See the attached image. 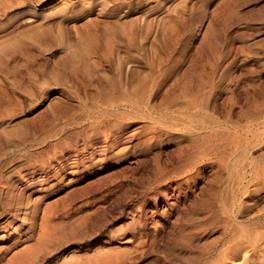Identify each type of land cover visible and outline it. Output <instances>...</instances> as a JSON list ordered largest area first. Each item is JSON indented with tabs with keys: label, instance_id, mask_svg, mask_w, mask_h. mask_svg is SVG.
<instances>
[{
	"label": "rangeland",
	"instance_id": "obj_1",
	"mask_svg": "<svg viewBox=\"0 0 264 264\" xmlns=\"http://www.w3.org/2000/svg\"><path fill=\"white\" fill-rule=\"evenodd\" d=\"M67 1H69V7L77 8L75 11H78L79 8L84 11L80 9V12L76 11L75 14L78 18L71 24L77 23L80 25L85 20L87 21L89 16L99 20L100 31L98 30L96 40L89 43L90 49L99 48L103 52L104 49L107 50L114 45L109 41L114 31L133 29L136 32L134 33L135 41L133 43L143 42L142 44L149 50L152 43L155 42L152 40L154 39L153 31H156L157 26L159 28L162 26L164 30L159 31L158 35L156 34L158 41L153 46L157 48L161 46L159 47L161 49L162 47L166 48L165 35L175 41L177 40L180 50L185 51L184 56H186V61L180 65L182 67L181 73L189 71L193 67V62L199 57L197 56L199 51H201L203 59L207 57L206 51L209 45L204 34L209 22L214 21L215 27H220V29L218 28L219 30L216 33L218 40L212 43L211 47L221 55L224 66L222 72L226 70L227 74L225 85L229 84L235 90V94L242 100V114L245 115L241 114L239 116L241 109L236 108L235 118L240 123L244 122V124L247 122L248 117L249 121L256 122L254 124L264 122V0H137L138 2L135 1V5L133 4L125 9L118 7V2V6L116 5L115 8L114 6L111 7L112 3L106 6L107 0ZM108 2L110 1L108 0ZM51 6H39L32 21L43 18L45 13L50 12ZM116 7L118 10H116ZM177 10L179 14L181 10L184 11V13H181L185 16L184 20H179L178 23L173 21H176V19L172 20L170 18L173 12H178ZM174 13L172 18L177 14ZM164 17L166 21L163 20ZM162 20L166 22V25L164 22L161 23ZM148 27L154 30L145 36ZM165 30L169 33L166 34ZM174 30L176 35L173 34L175 33ZM171 31H174L171 33L172 37L170 35ZM163 36L164 38H162ZM140 38L146 40L142 39L141 41ZM82 42L83 40H81ZM124 43L123 39L122 44ZM118 44L121 48L125 47L124 49L128 46L133 47L129 41H126L124 47L120 42ZM68 56L71 57L72 55L68 52ZM84 57L85 51L83 52L82 48L77 50L73 58L74 64L81 65ZM142 68L144 73L141 77L144 75V79L141 80L142 84H146L153 77L152 74L154 75L155 68L151 69L149 66ZM191 75V80L196 79V74L192 72ZM49 77L51 75H47L48 79L46 80L42 77L35 78L36 80L33 79L32 83H34L30 85H35V89L33 86L30 89H34L36 94L29 97L30 104L29 99H25L23 107H20L21 110L18 111V107L16 115L8 120V123L10 122L18 133L19 131L21 133V129L24 128L37 130L38 133L48 132L50 136L42 145L49 144V147H45L46 149H43L45 152L37 155L34 159L27 155L30 152H35V149L42 147V145L31 146L30 144L25 150L14 149L13 147L0 148V264H7V259L11 260L16 256L17 259L29 260L35 253L38 255V259L29 262L30 264H64L65 257L75 250H78V252H75L78 257L77 264H125L126 259L133 257L135 258H133L135 260L134 264L136 262L137 264H191L193 260V254L190 251L191 242L195 241V239L191 240V233L195 232V228L198 231L197 234H199L203 232V229H218L220 227L218 226V223H221L218 221L222 220L220 208L231 201V195L238 188L239 190L244 189L243 184L253 185V183H249L252 181L250 177L252 176V169L254 170L257 167L258 172L253 171L254 177L257 173H260L262 168L264 169V143L249 148L243 147V149L237 144L239 149L236 146L235 152L231 147L225 150L224 156L227 155V158H225L227 162L223 160L222 166L216 164L202 167L201 164L197 170L181 173L182 168H184V171L191 165V156L190 159H186L187 157L185 159L181 158L180 150L182 146L188 147L192 143V134L189 133L191 136L187 134V137L184 136V138L178 137L180 134L177 131H171V134L168 135L167 133L165 135L162 131L155 134L154 121L151 120L152 117L159 116L161 112L165 113H162V116L160 115L159 120L166 124H174L176 119H189L187 117L191 112L189 110L186 112L187 109L184 108V105H177L173 108H166V110L162 108L163 111L154 113L153 116L146 111V114H142L143 116L137 115L127 119L126 124L125 121L123 124L126 133L124 132L122 141H119L107 151H102L103 146L101 145L91 150L89 146H86V143H89L90 140L89 134L87 130L84 131L90 122L87 117L82 119V116L86 113L83 111L85 107L81 109L77 106L75 110L78 109V112L72 111L73 114L76 113L71 115L76 118V120H72L73 125L71 120L65 118L56 120L53 113H51L52 110L49 109L52 105H49L58 98L66 100V97L60 91L62 90L61 85L56 84L58 83L56 80L51 82ZM193 82H196V80ZM34 91L33 93H35ZM164 93L165 91L161 89L157 95L159 100ZM175 94L180 95L181 91L176 90ZM220 94L222 101L229 95L228 92ZM71 102L73 103L74 100H71ZM102 102H104V98ZM43 114L46 115L41 116ZM39 117L44 118L40 119ZM147 117H150L151 121ZM48 118L49 120H46ZM237 119L235 120L237 121ZM35 120L38 123L35 124ZM69 121L71 122L69 123ZM30 122L32 123L30 124ZM66 122L69 123V126ZM2 124H0L1 129ZM56 126H62L63 128L60 130ZM79 132L86 134L81 135ZM55 145L58 146L55 147ZM191 155L194 158V153ZM63 159H65V164L61 163ZM185 160L189 164L188 162L185 164ZM170 169L173 170L172 174L170 173V177L168 175L163 180L162 175L168 173ZM258 174L256 180L261 177ZM245 181H247V184ZM11 182L14 186L11 185ZM179 186H181L180 189ZM3 189L5 190L3 191ZM259 189L264 191V187ZM164 190H167L172 197L168 202L163 198H159L156 204L154 200H151L149 204L143 205L145 204L144 201L153 199V195ZM10 191L14 192L13 196H16V201H11L10 195L12 194ZM184 194L192 196L187 201L186 206L185 199H183ZM178 195L182 196L179 202L176 198ZM196 197H199V200H196ZM127 203L129 206L126 208L124 205ZM103 206L105 211L108 212V217H105V221L107 219L109 222L108 225H105L106 230L103 233L98 232L96 234L95 232L94 236L91 232L82 235V232L79 231L81 227L74 223L75 219L83 215H90V212L93 214L96 209H98L96 211H101L100 208H103ZM177 207L178 209L174 211ZM260 207V209L264 207V201L261 202ZM140 209L142 210L140 211ZM142 211L148 212L145 215V220L141 225L134 226V216L137 219L143 217ZM257 211L252 210L254 213ZM43 218L47 221L45 222ZM50 221L53 225L48 228ZM64 222L70 223L60 228L59 226L63 225ZM54 225L59 229H52ZM67 225L68 227L71 226L73 230H70ZM129 225L138 227L136 235H133L131 231L129 232ZM74 226L76 228L78 226L79 229L76 230ZM44 227L51 229L48 236L46 234L47 229ZM198 227L201 228L198 229ZM42 228L44 229L42 230ZM64 228L67 229L64 231ZM119 228L124 231H121V233L127 234L120 235L117 238L113 237L117 229L120 231ZM50 235L51 237L48 238ZM79 235L82 236L81 239ZM144 235L149 236L151 240L159 235V242L154 247L149 248L145 243H142L145 241ZM127 240H131V242H124ZM195 242L197 243V240ZM142 251L145 252L143 259H141ZM98 255L101 257H98ZM107 257L110 259V263ZM101 258L104 263H102ZM73 264H76V261Z\"/></svg>",
	"mask_w": 264,
	"mask_h": 264
},
{
	"label": "bare ground",
	"instance_id": "obj_2",
	"mask_svg": "<svg viewBox=\"0 0 264 264\" xmlns=\"http://www.w3.org/2000/svg\"><path fill=\"white\" fill-rule=\"evenodd\" d=\"M109 1L110 2H108V0L106 1V6L112 3L113 5L111 7L114 6L115 8L118 2L119 6H117L125 9L129 8L133 4L135 5V3L140 0ZM45 5H52L49 10L50 12L45 13L43 18H38L37 20L32 21L38 7ZM75 9L73 7H69V1L67 0H0V124L3 123L2 129L0 128V148L13 147L14 149L20 148L25 150L30 144L31 146H40L48 140L47 138H49L50 134L46 131L38 133L37 130L24 128L23 130L21 129V133L20 131L18 133L16 128H13L14 126H12L10 122L8 123V120H10L13 115H16L17 108L19 107L18 111L21 110L20 107L24 104V100L28 98L30 104L29 97H32L34 96V94H36V92L34 91L35 85H32L34 87L33 90L30 89V87H32L30 84L32 83L33 79L42 77L44 80H46L48 79L47 75H51V77H49V79H51V82L53 80H56L58 82L56 84L61 85L62 90L60 91L62 92V95H65L66 97V100L64 98V100H61L60 98L56 100L54 99L55 101H52V104L50 103L49 105H52V107H49V109L50 111L52 110L51 113H53L56 120L59 118H62V120L63 118L71 121L76 120L74 116H71L74 113H72V111L75 110L77 106L81 107V109L82 107H85V109L83 108V111H85L86 113L82 116V119L87 117L90 122L89 124L87 122L88 127L85 126L86 129L84 131L86 132L87 130V133L89 134L88 137L90 140L89 143H86V146H89L91 150L101 145L103 146V148L101 147L103 150H101L107 151L108 149L116 145L119 141H122L124 139L123 137L125 132L123 124L124 121L126 124L127 119L136 117L137 115H142L146 111L153 116L154 113L163 111L162 108L166 110V108H173L177 105H184V108L187 109L186 112H188V110L191 112L187 117L189 119H176V123L166 124L159 120V118L162 116V113H165L161 112V116H151V120L154 121L155 134H159V132L162 131L165 135L166 133L168 135L171 134V131H177L179 132L178 134H180L178 137L183 138L187 134L189 135V133L192 134V143L188 147L182 146L180 150L181 158L185 159L187 157L186 159H190L191 156V165L184 171V168H182V171L180 169L181 173H189L194 171L195 169L197 170L199 165L201 166V164L202 167L212 166L216 164H221L219 166H222V161L227 158V155L224 156L225 150H228L230 147L234 149L233 152H235V148L238 145L243 149V147L249 148L251 146H257V144L264 143V122H262L261 124H254L255 121L252 120V123L251 121H249L248 117L247 122H245L244 124V122L240 123V121L235 118L236 108L241 109L239 116H241L243 112L241 107L242 100L235 94V90L231 86H229V84L225 85V78L227 74L226 70L222 72L224 66L221 55L211 47V44L215 43L218 40L216 33L220 29V27H218L219 29L215 27V24H213L214 21H212L211 23L209 22V25L204 34L206 41L208 42L207 44L209 45L206 51L207 57L203 59L202 54L200 53L201 51H199V55H197L199 57L193 62V67L189 69V71L187 70L186 72L181 73L182 67L180 65L183 64L184 61H186V56H184L185 51L180 50L177 40L175 41L174 39L169 38L165 35L164 42L165 45H167L166 48L162 47L161 49L159 48L161 47L159 45L158 48L156 46H153L155 45V42L158 41L156 38V34L158 35L159 31L164 30L160 23L158 24L162 29L157 26L156 31H153L154 39H151L155 42H153V44L151 41L152 46L149 50L145 48V46L142 44L143 42H139L138 44L133 43L135 41L134 33H136L133 31V29H129V31H126L121 26L123 30L114 31L109 39L110 43H114V45H117L120 42L122 44V41L124 39L125 43L126 41H129V43L133 47H129L127 45L128 47L124 49V43L122 44L124 48H121L120 46H118V44L117 47L116 45H113L107 50L104 49V51L102 52V50H99V48L90 49L89 46V43L92 40H96L98 32L100 31L99 20L97 18L94 19L92 16L88 15V20H85L84 22H82V24H71V22L75 21L78 18V16L75 14L77 11H75ZM79 9L78 11L80 12L81 9ZM116 10H118L117 7ZM182 10L181 12L184 13V11ZM181 12L180 14L179 11H175V13L177 14L173 12L175 16L172 18V13L170 18L172 20L176 19V21L173 20L176 23H178L179 20H184L185 16ZM167 18H169V16H167ZM164 19L165 17L163 18V20ZM163 20L161 23L164 22L166 25V19L165 21ZM168 25L170 26V24ZM150 27H148V32L145 34V36L150 34L152 30H154H151V28L153 27ZM164 27L166 28L167 26ZM175 30L178 31L177 29ZM165 31L166 34L169 33L167 32V30ZM174 31H171L170 35ZM176 31L173 34L176 35ZM162 38H164V36ZM81 40H83L82 43ZM81 48L83 49V52L85 51V57L82 59V64L77 65L74 64L73 58L75 57V53L77 52V50ZM68 52L72 55L71 57L68 56ZM144 66H146V68L147 66H149L151 67V69L155 68V73L154 75L152 74L153 77L146 84H142L141 80L142 78L144 79V75L143 77H141L144 73V70H142V67ZM192 72L193 74L197 75L196 79L194 80L190 79V77H192ZM195 80L196 82H193ZM49 85L51 84L49 83ZM161 89H163L165 93L162 94L163 97L159 100L157 95L159 94ZM176 90H180L181 94L176 95ZM33 91L35 93H33ZM222 92H228L229 94L228 97L223 101L220 94ZM100 96L103 97L99 98ZM106 97L108 98L106 99ZM103 98L104 102H102ZM71 100H74L75 103H72ZM75 111L78 112V109H76ZM69 114L70 116H68ZM173 114H175V112H173ZM45 115L46 114H43L41 116ZM242 115L244 116L245 114ZM55 118L52 119L55 120ZM147 118L149 119L150 117ZM235 119H237V121ZM46 120H49V118ZM240 120L242 119L240 118ZM40 121L39 124L41 125ZM71 121H69V123ZM172 121L170 122L173 123ZM36 122L38 123V121L35 120V124ZM31 123L32 122H30V124ZM69 123H67L68 126ZM47 124L49 125V123ZM73 124L74 123L72 121V125ZM56 128H59L61 130V128L63 127L56 126ZM79 133L81 135L84 134V132ZM52 137L54 136L52 135ZM98 137L99 139H97ZM57 146L55 145V147ZM45 147H49V144H46L44 146L42 145V147L40 146L39 148L35 149V152H30L27 156L31 158L33 157L34 159V157H36L37 155L45 152ZM55 147L54 151L56 150ZM192 153H194V158L191 155ZM24 154L26 155V153ZM185 161L186 162L184 163L187 164L188 161ZM225 162L227 161L225 160ZM61 163L65 164V159H63ZM246 167L247 165L245 166V168ZM170 170H168V173H164L165 175H162V177L164 178H162L163 180H165L168 175V177H170V173L172 174L173 171L172 169ZM254 170L256 173L257 167H255ZM254 170L252 169V176H250L252 178V181L249 182L250 184L253 183V185L249 186V184L244 185L242 183L243 186H245L244 189L239 190L238 188L239 191L237 190L231 195V201L224 204L220 208V215H222V220L218 221L221 222L218 223L219 225L217 224L218 226H220L218 229L211 228L207 230L206 228L203 229V232L197 234L198 231H196V228L194 227L195 232L191 233V240L195 239V241L197 240V243L195 241L191 242L190 251L191 254H193V260L191 264H264V207L260 209V204L262 201H264V191H260L259 189L261 187H264V169L262 168L260 170V173H257L258 175H261V177H258L257 180L255 179L257 177V174L256 177L253 176ZM43 173L46 174V172L44 171ZM249 174L251 175V173ZM244 176L245 175H243V177ZM6 182L8 183V181ZM246 182L247 181H245V183ZM5 186L7 185L5 184ZM178 188L180 189L181 186H179ZM4 190L5 189H3V191ZM6 193L8 194V192ZM10 193L12 194L10 195V199L11 201H14L16 199V196H13L14 192L10 191ZM184 195L185 196L183 199H185L184 202L186 206L187 201L192 196H190L189 194ZM144 196L146 195L144 194ZM152 197L153 199L144 201L145 204L143 205L149 204L151 200H154L156 204L159 198H163L166 202H168L172 198L167 190H164L161 193L159 192ZM176 198L179 202L182 196L178 195V197ZM197 199L199 200V197H196V200ZM128 206V203L124 205V207L126 208ZM100 209L103 214H101V211H96L98 210L96 209L95 211L93 210V214L90 212V215H83L82 217H78L77 219H75V221L72 220L76 225H79V227H83L82 230L81 228L79 230L80 232H82V235H86V233L89 234V232H91V234L94 236L95 232L96 234L98 232L103 233L106 230L105 225H108L109 222L107 221V219V222L105 221V217H108V212L105 211L104 206ZM177 209L178 207L175 208L174 211H176ZM141 210L142 209H140V211ZM252 210L258 211L254 213L252 212ZM147 213L148 212H143V217H140L138 219L136 216H134L135 220L133 222V225H141L145 220V215ZM44 221L46 222L47 220L44 219ZM69 223L64 222V224L60 225L59 227L61 228ZM49 224L48 228H51L53 223L51 224L50 221ZM133 225H129V232L131 231L133 235H136V230L138 229V227H134ZM59 227L54 225L52 229L55 228V230H57L56 228L59 229ZM74 227L76 228V226ZM79 227L77 226L78 229ZM44 228H42V230ZM68 228H70V230L72 229L71 226ZM200 228L198 227V229ZM65 229L67 228H64V231ZM48 230L49 229H47L46 232L47 236L50 233L51 229L49 231ZM117 230L114 232L113 237L117 238L120 235L123 236L127 234L121 233L123 229H120V231ZM51 232L53 233V231ZM111 232L113 231L111 230ZM51 235L48 238H50ZM85 237L88 238L87 236ZM144 237L145 241H143L142 243H145V245L149 248L157 245L160 238L159 235H156L152 240L147 235H144ZM81 238L82 236H80V239ZM124 242H131V240H127ZM146 251L148 250L146 249ZM75 252H78V250H75L65 257L64 264L65 262L66 264H71L73 261V263H75V261L76 264L78 263V257ZM144 255L145 252L142 253L141 259H143L142 257ZM98 257L101 256L98 255ZM133 258L126 259L125 264H128L129 262L130 264H134L135 260H133ZM35 259H38V255L36 253L35 255H32L29 260L25 259L26 261L24 259L22 260V258L17 259L16 256V258H13L11 260L7 259L6 262L7 264H30L31 261L33 262ZM107 259L110 263V259L108 257ZM102 260L103 259L101 258V261ZM102 263H104V261H102Z\"/></svg>",
	"mask_w": 264,
	"mask_h": 264
}]
</instances>
